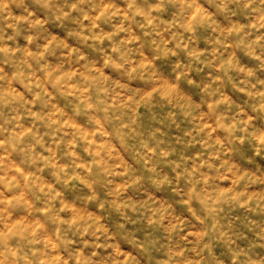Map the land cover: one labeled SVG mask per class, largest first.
<instances>
[{
  "label": "clouds",
  "instance_id": "1",
  "mask_svg": "<svg viewBox=\"0 0 264 264\" xmlns=\"http://www.w3.org/2000/svg\"><path fill=\"white\" fill-rule=\"evenodd\" d=\"M0 264H264V0H0Z\"/></svg>",
  "mask_w": 264,
  "mask_h": 264
}]
</instances>
